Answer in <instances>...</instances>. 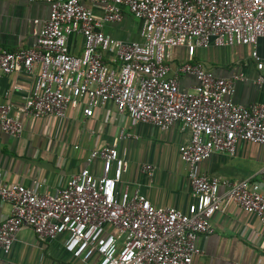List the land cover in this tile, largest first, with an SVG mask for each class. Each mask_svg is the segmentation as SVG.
<instances>
[{"label":"built area","instance_id":"2783aa9c","mask_svg":"<svg viewBox=\"0 0 264 264\" xmlns=\"http://www.w3.org/2000/svg\"><path fill=\"white\" fill-rule=\"evenodd\" d=\"M28 1H45L50 8L33 45L0 48V74L33 77L21 114L64 118L81 107L90 117L96 108L113 103L134 123L161 130L181 124L190 131L178 152L193 202L182 211L155 206L127 184L119 189L128 162L115 146H103L92 150L86 166L54 192L0 178V199L12 206L0 220V250L8 253L17 232L28 226L41 240L64 234V248L73 258L90 250L99 256L97 264H192L201 254L198 237L213 232V216L235 204L258 218L264 252L262 185L198 171L216 152L233 156L240 141L264 145V102L244 106L233 101L234 82L244 74L223 78L191 62L198 49L253 46L250 56L263 70L264 59L255 46L264 38V0ZM125 10L141 23L139 41L116 39L104 31L106 24L120 22ZM72 36L83 38L80 55L70 50ZM175 48H184L187 58L172 69ZM182 75L195 78L191 90L180 87ZM254 83L263 85L264 76L259 74ZM12 109L0 104V128L15 138L23 123ZM129 136L121 132V137ZM96 160L98 172L91 168ZM142 170L148 176L154 172L151 164Z\"/></svg>","mask_w":264,"mask_h":264},{"label":"crops","instance_id":"0c3cea01","mask_svg":"<svg viewBox=\"0 0 264 264\" xmlns=\"http://www.w3.org/2000/svg\"><path fill=\"white\" fill-rule=\"evenodd\" d=\"M99 11V10H98ZM45 1L0 0V48L25 49L33 45L35 32L49 16ZM140 21L125 10L120 22L108 23L104 31L124 41H139ZM69 47L80 55L83 38L72 36ZM264 59V38L255 46ZM253 46H231L198 49L195 62L202 64L216 76L232 78L239 73L243 80H235L232 99L247 106L264 102V84L254 80L264 69L258 70L251 58ZM187 58L184 48L171 51L169 60L175 68ZM33 83V77L23 72L0 74V104H11L12 113L23 123L19 137H11L0 128V178L34 187L41 193L62 188L69 177L86 166V158L94 149L115 146L128 162L119 189L127 184L130 191L139 189L153 205L173 206L186 211L193 202L192 188L185 163L178 148L190 138V131L174 124L161 130L145 123H134L120 115L113 103L96 108L86 117L81 107L70 109L64 118L23 116V106ZM182 89L191 90L193 76L179 78ZM129 137H121V132ZM151 164L154 172L148 176L142 170ZM264 145L240 141L236 153L230 156L216 152L198 165V171L207 176L227 178L231 181L251 179L264 189ZM91 168L100 169L96 160ZM12 206L0 199V220L9 216ZM213 232L201 234L198 246L201 254L194 256L192 264H264L261 250L260 224L254 214L241 210L235 204L227 205L211 219ZM64 234L41 240L28 226L16 234L8 253L0 250V264H97L99 256L93 251L73 258L64 248Z\"/></svg>","mask_w":264,"mask_h":264},{"label":"trees","instance_id":"16d2710c","mask_svg":"<svg viewBox=\"0 0 264 264\" xmlns=\"http://www.w3.org/2000/svg\"><path fill=\"white\" fill-rule=\"evenodd\" d=\"M191 62H192V63H195V59L193 58V59L191 60Z\"/></svg>","mask_w":264,"mask_h":264}]
</instances>
